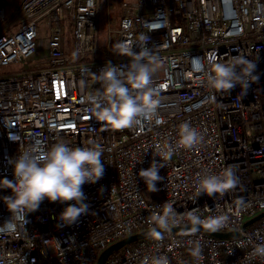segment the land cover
<instances>
[{
    "label": "built area",
    "instance_id": "2783aa9c",
    "mask_svg": "<svg viewBox=\"0 0 264 264\" xmlns=\"http://www.w3.org/2000/svg\"><path fill=\"white\" fill-rule=\"evenodd\" d=\"M119 11L117 27L112 31L108 23L100 47L101 0H25L11 17L0 0V67L21 65L38 48L45 65L0 76V228L10 216L2 199L11 195L4 180L14 179L9 161L20 152L42 156L57 143L99 146L105 168L98 182L83 185L89 213L73 225L59 221L68 204L45 200L25 226L0 232V264H96L110 245L153 227L162 230L161 239L125 246L105 264H154L157 257H167L169 264H264L255 252L264 245V217L244 227L264 212V0H120ZM40 22L48 29L44 40ZM142 35L159 58L152 86L160 103L151 121L118 130L99 121L96 106L87 101L101 87L92 74L106 64L125 70L129 60L115 54L116 45L130 43L138 52ZM238 56L257 64L259 79L247 95L239 86L215 91L192 70V57H202L207 69L212 57L233 63ZM184 123L203 138L192 149L178 147ZM165 145L174 149L170 160L159 156ZM154 160L164 165L157 197L144 195L138 176ZM229 166L238 177L235 189L196 198L201 179ZM166 205L176 217L163 230L152 215ZM191 211L205 220L227 215V225L215 233L234 234L173 231L193 226ZM196 245L198 258L190 252Z\"/></svg>",
    "mask_w": 264,
    "mask_h": 264
},
{
    "label": "clouds",
    "instance_id": "9594fccd",
    "mask_svg": "<svg viewBox=\"0 0 264 264\" xmlns=\"http://www.w3.org/2000/svg\"><path fill=\"white\" fill-rule=\"evenodd\" d=\"M140 51L134 52L130 43L121 42L116 45L115 54L127 57L129 60L125 70L118 66L106 64L100 73L92 74L101 85L94 93L87 97V101L96 106V118L115 129H131L140 121H151L157 112L160 103L159 91L152 86V77L156 71L159 58L152 49L146 47L148 37L141 36ZM233 63L217 62L214 57L208 60L206 69L202 57H192L193 72L202 73L206 77L207 87L215 91L230 92L237 86L243 95H247L251 82L258 81L255 75L256 62L243 56L233 57ZM87 71V69H85ZM202 137L188 123L180 127L178 147L194 148ZM38 150V149H37ZM174 154L171 145L163 146L159 156L163 160H170ZM99 146L69 147L64 143L53 145L42 156L33 154L26 149L12 161L13 180H4L10 196L3 197V203L10 213L0 232L8 230L14 232L17 224L24 226L28 223L26 217L29 213L38 210L40 204L47 200L49 203L68 204L60 214L61 226H70L78 221L82 215L89 213V205L85 203L86 196L83 185L98 182L104 175V161ZM164 167L155 160L147 169L139 171L141 178L150 192L158 191L156 184L162 181L159 169ZM238 186V177L232 166L227 167L221 175H209L201 179L197 186L195 196L207 195L209 197L228 192ZM71 202V203H69ZM243 204V198H241ZM176 211L171 205H166L162 212L153 213L152 221L163 230H168L169 220L175 222ZM193 225L191 231L197 232L199 228L206 231L217 232L224 228L229 217L227 215L210 216L201 219L195 211L188 213ZM156 239L162 238V232L156 227L151 230ZM193 257L201 255V248L196 245L190 250ZM257 255L264 257V245L255 249ZM154 264H169L167 257H157Z\"/></svg>",
    "mask_w": 264,
    "mask_h": 264
},
{
    "label": "rangeland",
    "instance_id": "374dc122",
    "mask_svg": "<svg viewBox=\"0 0 264 264\" xmlns=\"http://www.w3.org/2000/svg\"><path fill=\"white\" fill-rule=\"evenodd\" d=\"M25 0H3L4 7L6 8L7 15L11 17L15 10L19 7V5ZM119 2L120 0H108V12L107 13V7H106V0H101V14H100V23H99V29H98V37H99V46L103 47L104 44H106L107 41V28L108 23L113 30L117 27V21L120 16L119 11ZM108 14V15H107ZM107 19L110 20V22H107ZM15 25L11 28H8L5 32H11L15 30ZM47 27L43 22H40L38 24V34L39 39L44 40L45 36L47 35ZM110 46L112 48H115L116 43V37L115 35H111L110 37ZM42 52L40 48L37 49V52L34 56H32L30 59L22 63L21 65H10L8 67H0V76H7V75H13L21 72H26L30 70H34L37 68H43L45 65L42 62ZM152 194L155 197H157V191L156 192H150L148 190L144 191V195Z\"/></svg>",
    "mask_w": 264,
    "mask_h": 264
},
{
    "label": "water",
    "instance_id": "95a60500",
    "mask_svg": "<svg viewBox=\"0 0 264 264\" xmlns=\"http://www.w3.org/2000/svg\"><path fill=\"white\" fill-rule=\"evenodd\" d=\"M264 217V212L261 213L260 215H258L257 217L253 218L252 220L246 222L244 224V227H248L250 226L251 224L257 222L258 220H260L261 218ZM193 226H183V227H179V228H174L173 231L175 232H179V231H191ZM158 231H161L162 230H158ZM198 231H202L206 234H209L213 237H216V238H227L229 236H232L234 233H230V234H217V233H213V232H210V231H206L204 230L202 227L199 228ZM152 237L151 235V231H147V232H142V233H139V234H136V235H132V236H129L127 238H124L112 245H110L109 247H107L105 250H103L98 258H97V262L96 264H105V262L107 261V259L112 256L114 253L118 252L120 249H122L123 247L125 246H128V245H131L139 240H142V239H146V238H150Z\"/></svg>",
    "mask_w": 264,
    "mask_h": 264
}]
</instances>
